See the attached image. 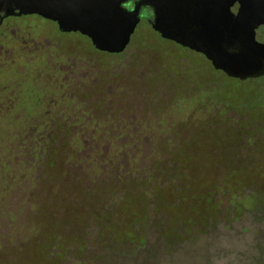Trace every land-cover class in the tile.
Wrapping results in <instances>:
<instances>
[{
  "label": "flooded vegetation",
  "instance_id": "flooded-vegetation-1",
  "mask_svg": "<svg viewBox=\"0 0 264 264\" xmlns=\"http://www.w3.org/2000/svg\"><path fill=\"white\" fill-rule=\"evenodd\" d=\"M141 1L128 0L124 6L132 10ZM239 7L236 3L232 11L237 13ZM139 16L129 43L122 51L112 52L96 47L81 31L65 30L40 14H20L18 10L0 13V173L4 175L0 187L7 192L0 201V233L8 219L17 227L23 226L22 213L27 217L29 210L31 226L29 232L24 230L26 237L22 240L29 238L39 264L98 262L99 252L106 251L103 240L116 247L109 249L108 264H129L126 251L118 250L119 243L104 235L115 232L121 242L129 240L130 232L121 230L125 225L117 230L107 216L114 208L121 210L124 183L134 181V189L140 190L145 204V195L153 186L164 184V172V179L174 184L175 196V203L169 202L164 209L181 205L177 184L181 172L187 174L188 169L180 159L154 150L145 154V144L158 140L171 145L180 140V124L167 123L165 117L190 109L186 100L199 89L187 78V60H179L176 75L166 71V76H160L163 60L152 57L154 52L132 48V37L146 19L163 40L199 52L162 36L153 27L155 13L150 3L141 4ZM26 18L50 23L54 33L34 31L31 24L21 23ZM255 38L264 44V24L256 27ZM199 54L214 68L204 54ZM237 80L263 81L264 74ZM181 102L185 106L180 110ZM191 109L202 115L198 120L191 116L179 123L188 128L221 129L230 155L238 161L232 171L241 160L252 159L247 132L233 122L239 116L229 110L223 114L222 110L208 112L200 105ZM156 128L159 136L153 134ZM138 154L142 155L140 159ZM103 176L112 179L106 191L96 186ZM76 192L82 194L80 203L86 210L84 216L72 217L79 227L71 228L65 226V210L68 203L77 202ZM211 197L207 193L210 202ZM48 209L54 211L46 214L44 210ZM115 219V223L120 220ZM19 232L21 237V229ZM1 238L3 250L6 245H16L12 239L5 244ZM92 241L93 250H89Z\"/></svg>",
  "mask_w": 264,
  "mask_h": 264
},
{
  "label": "rangeland",
  "instance_id": "rangeland-1",
  "mask_svg": "<svg viewBox=\"0 0 264 264\" xmlns=\"http://www.w3.org/2000/svg\"><path fill=\"white\" fill-rule=\"evenodd\" d=\"M21 23L31 24L37 32L54 33L53 26L43 20L26 18ZM71 37L76 39L74 35ZM132 48L154 52L152 57L163 60L164 65L158 70L160 76H166V71L174 76L179 60L188 62L187 78L198 87L199 93L186 100L190 109L165 117L167 123L180 124L177 129L180 140L171 145L158 140L154 143L147 140L145 144V154L154 150L162 156L180 159L188 170L187 174L185 170L181 172L183 175L177 184L181 188V205L176 209L174 206L164 209L169 202L175 203L174 184L164 179V172V184L153 186L150 194L145 195V204L140 190L134 189L135 182L124 183L121 210L114 208L107 216L115 229L125 225L121 230L130 232L129 240L121 242L115 232L109 236L106 232L105 237L119 243L117 249L126 251L129 264H143V259L144 264H264V80L239 81L226 76L215 70L203 55L163 40L149 27L146 19L141 21L132 37ZM195 105L208 112L222 110L223 114L229 110L239 116L233 122L240 131L247 132L252 161L241 160L237 170L232 171L238 161L230 155V146L224 143L221 129L188 128L179 123L191 116L198 120L202 114L191 109ZM182 106L180 110L185 104ZM154 131V136H159L160 130ZM141 156L138 154L137 159ZM222 181V189L216 192V185ZM96 184L106 191L110 189L112 179L103 176ZM207 193L212 195L211 202L206 199ZM74 197L77 202L68 203L64 220L65 226L69 224L71 228L79 227L72 217H82L86 210L80 203L82 194L76 192ZM12 200L9 198L10 202ZM154 204L157 206H151ZM50 210L44 211L46 214L54 211ZM15 212L18 216L20 210ZM26 214L24 217L22 213L23 226L17 227L16 222L8 219L7 226L2 228L3 242L7 244L12 239L16 245H6V250L0 247V264L40 263L29 238L22 240L31 226V213L27 210ZM113 215L117 221L120 219L118 223L112 219ZM19 229L22 234L24 232L21 237ZM20 238L22 241L18 244ZM94 243L92 241L89 250H93ZM112 244L108 240L102 241L106 251L99 252L101 259L95 264L109 263V249L116 248Z\"/></svg>",
  "mask_w": 264,
  "mask_h": 264
},
{
  "label": "water",
  "instance_id": "water-1",
  "mask_svg": "<svg viewBox=\"0 0 264 264\" xmlns=\"http://www.w3.org/2000/svg\"><path fill=\"white\" fill-rule=\"evenodd\" d=\"M0 0V13H37L65 30L81 31L102 50L122 51L140 21L141 4L154 9L153 27L163 37L204 54L214 68L245 80L264 74V44L255 29L264 24V0ZM239 3L237 13L232 7Z\"/></svg>",
  "mask_w": 264,
  "mask_h": 264
},
{
  "label": "trees",
  "instance_id": "trees-1",
  "mask_svg": "<svg viewBox=\"0 0 264 264\" xmlns=\"http://www.w3.org/2000/svg\"><path fill=\"white\" fill-rule=\"evenodd\" d=\"M3 178H4V175L2 174V173H0V182H1V180H3ZM223 183H224V181H222V182H220V183H218L217 185H216V188H215V190H216V192L217 191H220V189H222V187H221V184L223 185ZM1 184V183H0ZM222 193V192H221ZM7 195V192H5L1 187H0V201H2L3 199H5V196ZM2 211V210H1ZM215 210H213V212H214ZM3 216V215H2ZM5 216V215H4ZM6 249H8V248H6ZM3 252V251H2Z\"/></svg>",
  "mask_w": 264,
  "mask_h": 264
}]
</instances>
